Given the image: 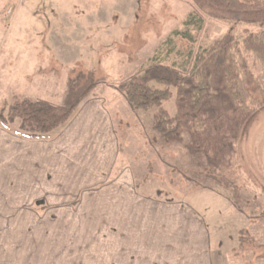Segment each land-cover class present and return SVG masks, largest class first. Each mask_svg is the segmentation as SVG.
<instances>
[{"label":"rangeland","instance_id":"rangeland-1","mask_svg":"<svg viewBox=\"0 0 264 264\" xmlns=\"http://www.w3.org/2000/svg\"><path fill=\"white\" fill-rule=\"evenodd\" d=\"M231 16L199 0H0L3 116L23 100L63 106L75 81L94 84L46 138L20 136L19 119L0 123L38 142L35 151L15 141L0 150V264H264V110L235 163L219 169L190 153L187 135L163 139L156 107L135 109L122 89L153 67L189 74L216 41L264 27ZM172 91L162 104L170 117ZM97 101L102 120L93 105L83 109Z\"/></svg>","mask_w":264,"mask_h":264},{"label":"trees","instance_id":"trees-1","mask_svg":"<svg viewBox=\"0 0 264 264\" xmlns=\"http://www.w3.org/2000/svg\"><path fill=\"white\" fill-rule=\"evenodd\" d=\"M199 1L232 15L237 22L264 26V0ZM194 16L191 13L186 18V27L195 25ZM250 58L260 67L257 74L249 65ZM84 79L71 83L63 106L42 100L15 102L9 118L0 113L1 126L9 129V122L19 119L20 136L46 138L65 127L90 96L94 84L88 78L83 86ZM122 89L135 109L156 107L154 127L163 139L181 143L187 135L191 154L204 157L206 164L214 168H228L235 163L236 147L247 136L250 124L264 110V27L242 41L229 35L216 41L197 55L189 74L166 66L153 67L122 85ZM173 89L177 111L170 117L162 104L172 98Z\"/></svg>","mask_w":264,"mask_h":264},{"label":"crops","instance_id":"crops-1","mask_svg":"<svg viewBox=\"0 0 264 264\" xmlns=\"http://www.w3.org/2000/svg\"><path fill=\"white\" fill-rule=\"evenodd\" d=\"M19 4L18 5H15L16 6L15 7L16 13H18V11H20L21 5H19ZM5 7L6 8L4 9V11L7 13L8 10L10 8H12L13 6H5ZM97 104H99L98 101L97 102H94V103H90V102L87 103L86 102L85 105H84V107H83V109H86L87 107L93 105L94 107H91L90 108L91 110L90 109L89 110L90 111H95V113H94L95 117L98 118L99 120H102L103 119V116H102V119L98 117L99 114H98L97 110L99 108H98ZM82 114L83 113H81L80 116H82ZM7 141H15L19 146L23 147V149H29V151H35V150H37V147H38V142H33V141L28 142V141H25L22 138H17L15 136H12V135L8 134L7 132H5L4 130L0 129V150H1V147L2 146H5L6 145ZM35 167H37V163L35 164ZM13 216H14L13 218H15L14 221L17 222V223H25L26 222V220L24 219L23 216H21V214L19 215V214L16 213ZM193 216H194V220H195L196 217H195L194 214H193ZM191 217H192V215H191ZM28 219H29V222H31L32 221V216L31 217H28ZM33 220H35L34 217H33ZM16 226H17V229H20V228L24 227L25 225H21V226L20 225H16ZM9 230L11 231L12 229H9ZM5 235H6L5 234V231L2 232V230L0 229V239L2 238V240H3L5 238ZM37 239L38 238H36V237H32V244L31 245H33V247L34 246H37L39 244V242L41 241L40 240L39 242H37ZM46 243L52 244L53 242L51 240L50 242H46Z\"/></svg>","mask_w":264,"mask_h":264}]
</instances>
